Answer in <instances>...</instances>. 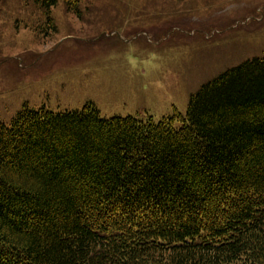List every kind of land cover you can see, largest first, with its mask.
Segmentation results:
<instances>
[{
  "label": "trees",
  "instance_id": "1",
  "mask_svg": "<svg viewBox=\"0 0 264 264\" xmlns=\"http://www.w3.org/2000/svg\"><path fill=\"white\" fill-rule=\"evenodd\" d=\"M0 264H264V57L202 85L186 116L88 102L0 122Z\"/></svg>",
  "mask_w": 264,
  "mask_h": 264
},
{
  "label": "rangeland",
  "instance_id": "2",
  "mask_svg": "<svg viewBox=\"0 0 264 264\" xmlns=\"http://www.w3.org/2000/svg\"><path fill=\"white\" fill-rule=\"evenodd\" d=\"M254 57L264 0H0V122L88 102L104 118L186 116L202 85Z\"/></svg>",
  "mask_w": 264,
  "mask_h": 264
}]
</instances>
